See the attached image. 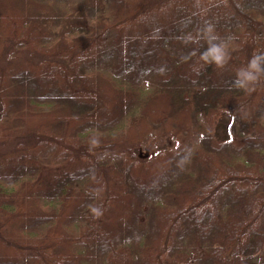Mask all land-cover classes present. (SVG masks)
<instances>
[{
	"label": "trees",
	"instance_id": "obj_1",
	"mask_svg": "<svg viewBox=\"0 0 264 264\" xmlns=\"http://www.w3.org/2000/svg\"><path fill=\"white\" fill-rule=\"evenodd\" d=\"M255 51L264 0H0V264H264Z\"/></svg>",
	"mask_w": 264,
	"mask_h": 264
},
{
	"label": "clouds",
	"instance_id": "obj_2",
	"mask_svg": "<svg viewBox=\"0 0 264 264\" xmlns=\"http://www.w3.org/2000/svg\"><path fill=\"white\" fill-rule=\"evenodd\" d=\"M201 39L206 42L207 47L199 53L200 60L205 64H214L217 68H223L228 63L230 47H235L234 36L229 34L222 37L215 31V26L212 23H206L196 35L189 33L185 37L186 41L194 43ZM262 76H264V51H255L249 57L246 65L236 70L232 85L251 91ZM90 143L97 145L99 140L92 138Z\"/></svg>",
	"mask_w": 264,
	"mask_h": 264
},
{
	"label": "rangeland",
	"instance_id": "obj_3",
	"mask_svg": "<svg viewBox=\"0 0 264 264\" xmlns=\"http://www.w3.org/2000/svg\"><path fill=\"white\" fill-rule=\"evenodd\" d=\"M9 149H11V147H9ZM3 150L1 147H0V151ZM144 151L142 150L141 151V154L143 153ZM144 154V153H143Z\"/></svg>",
	"mask_w": 264,
	"mask_h": 264
}]
</instances>
